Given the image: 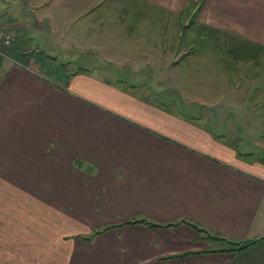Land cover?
I'll return each instance as SVG.
<instances>
[{"label":"crops","instance_id":"crops-1","mask_svg":"<svg viewBox=\"0 0 264 264\" xmlns=\"http://www.w3.org/2000/svg\"><path fill=\"white\" fill-rule=\"evenodd\" d=\"M74 1L47 0L35 19ZM144 1L157 23L131 30L142 43L105 20L112 38L99 43L113 59L157 50L161 28L196 0ZM205 2L236 23L248 60L181 63L176 104L97 70L67 77L0 59V264H264V0ZM258 97L260 109L244 102ZM242 110L246 130L232 138L225 121ZM250 130L262 132L253 146ZM141 219L157 226L131 223Z\"/></svg>","mask_w":264,"mask_h":264},{"label":"rangeland","instance_id":"rangeland-1","mask_svg":"<svg viewBox=\"0 0 264 264\" xmlns=\"http://www.w3.org/2000/svg\"><path fill=\"white\" fill-rule=\"evenodd\" d=\"M45 1L47 0H0V59L9 63L33 62L47 74H61L66 70L71 72L80 66H87L88 69L84 68L85 70H97L103 77L114 80L120 76L121 79H128L130 82H124L126 86H130L131 81L137 85L145 84L148 90L158 94L160 101L168 100L172 104L182 102L180 99L183 98L179 87L183 83L185 67L178 69L181 63H233L234 60L239 63V60L246 59L243 58L245 50H239L242 46L233 43V38L237 35L232 29L236 27V23L211 9V2L206 3V0L192 3L190 10L188 8L184 12L186 14L183 18L171 21L170 29L161 28L164 35L160 37L161 44L157 50L124 53L115 59L109 51H102L104 48L109 50V46L103 47L99 43L100 40L112 38L105 20L113 18L109 21L117 24V27H120V23L126 27L128 45L136 40L137 43H142L148 35L132 36L131 30L145 27L152 29L156 25V15L149 14L152 4L144 0H122L126 2L125 6L116 9V0H75L72 5L55 4V13L48 14L46 20L40 23L35 19L36 9ZM77 1L79 5L75 3ZM82 2L85 3L81 4ZM120 14L121 22L116 20V16ZM150 15H155L154 19H150ZM159 16L161 20H170L163 9ZM193 18L195 21L191 24ZM43 26L44 36H38ZM88 43L90 45H85ZM116 45L121 43H110V49H119ZM140 46L137 44L136 47ZM68 62H72L70 66H67ZM232 91L237 97L233 103L237 104L236 86H232ZM173 96L174 101L170 99ZM244 102L249 105L257 104V109L263 103L260 97L256 101L246 99ZM210 107L214 108L210 105L205 109L211 110ZM244 111L233 112L225 121V125H229L227 127L235 130V133H231L232 138L240 136L246 130ZM261 116L263 117L262 114ZM258 127L260 126L255 124L251 128L255 130ZM215 128L216 126L213 127ZM252 132L249 131L250 138L247 141L253 146L256 139H261L262 132ZM240 146L246 148L241 144Z\"/></svg>","mask_w":264,"mask_h":264},{"label":"trees","instance_id":"trees-1","mask_svg":"<svg viewBox=\"0 0 264 264\" xmlns=\"http://www.w3.org/2000/svg\"><path fill=\"white\" fill-rule=\"evenodd\" d=\"M194 18L192 19V22H191V24H193L194 23ZM71 62H68L67 63V66H70L69 64H70ZM66 66V67H67ZM80 70H85L83 67H78L76 70H74L75 72H69L68 71V75H67V77H70V76H72L73 74H75L76 72H78V71H80ZM67 73V72H66ZM136 222H144V223H146V224H149V225H153V226H157V224H155V223H152V222H149V221H147V220H145V219H141V220H136V221H131V223H136ZM199 228V227H198ZM199 230H201V231H205V229H202V228H199ZM207 237L208 238H213L212 236H210V235H207ZM220 240H225V242L229 245V250H232V251H237V250H241V249H243V248H245V247H247L248 246V243H240V242H231V241H228L227 239H221L220 238Z\"/></svg>","mask_w":264,"mask_h":264},{"label":"built area","instance_id":"built-area-1","mask_svg":"<svg viewBox=\"0 0 264 264\" xmlns=\"http://www.w3.org/2000/svg\"><path fill=\"white\" fill-rule=\"evenodd\" d=\"M1 54V53H0Z\"/></svg>","mask_w":264,"mask_h":264}]
</instances>
